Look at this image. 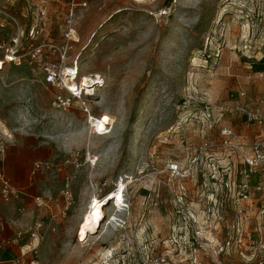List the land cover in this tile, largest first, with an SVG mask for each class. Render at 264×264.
I'll return each instance as SVG.
<instances>
[{"label": "rangeland", "instance_id": "rangeland-1", "mask_svg": "<svg viewBox=\"0 0 264 264\" xmlns=\"http://www.w3.org/2000/svg\"><path fill=\"white\" fill-rule=\"evenodd\" d=\"M1 8L18 19L24 49L33 27L36 43H63L72 11L78 42L67 63L77 64L79 82L71 85L88 89L91 115L103 129L88 124L78 103L66 112L51 108L58 90L42 85L45 59L3 66L0 175L16 193L7 201L0 193V264H177L187 241L200 247L201 264H212L216 240L236 233L231 200L215 189L243 168L220 131L230 129L248 154L264 143V0H0ZM12 34L5 25L0 41ZM245 111L263 121L248 122ZM206 141L212 148L192 177L168 173L170 163L190 168ZM36 161L54 168L30 176ZM145 163L150 168L142 172ZM249 183L263 190L242 225L240 250L233 241L229 255L219 257L228 264H257L253 249L264 243L257 211L264 167ZM120 185V210L110 201L100 232L79 241L91 197L106 200ZM36 196L46 207H36Z\"/></svg>", "mask_w": 264, "mask_h": 264}, {"label": "built area", "instance_id": "built-area-1", "mask_svg": "<svg viewBox=\"0 0 264 264\" xmlns=\"http://www.w3.org/2000/svg\"><path fill=\"white\" fill-rule=\"evenodd\" d=\"M74 23V15L71 11L65 21V29L63 31L64 42L61 44L52 41H42L36 43L39 36V30L35 29V27L31 28L26 34V39L29 43L24 49L22 48L24 32L20 27L18 19L15 15L1 8L0 29H4L5 25L9 26L13 34L8 41H0V70L6 64L19 67L24 60L35 62L40 58L45 59L46 64L43 68L42 85L47 88H55L58 90V93L52 96L50 102L51 108L60 112H66L73 106L74 103H78L80 110L86 115L87 122L90 123L91 121H96L97 119L91 115L88 101L85 98V91L84 93H81L80 91H70L68 88V85L71 84L72 81L74 83L79 82L77 64L74 63L73 65H68L67 63L70 50L72 49V43L75 42ZM205 113L208 118L211 117L209 108L206 109ZM244 116L248 122L258 121L261 123V121H263L262 115L257 112L245 111ZM220 136L223 140V145L235 154V157L243 168L236 171L235 179L237 180L233 179V181H231V177H229V179L227 178L226 180L221 181L222 183L219 184L218 190L215 189V195H219L220 197L225 195L231 200L235 213V221L232 228L236 230V233L235 239L228 237L221 243L216 240V246L211 248L212 264H228L219 257L229 255V249L231 248L233 241L236 243L235 248L240 250L239 246H241L245 238L243 236L244 231L242 229V225L245 223V219L248 216L250 206L253 205L254 197L263 190V186L260 183L251 185L249 183V178L256 170L264 167V143L253 144L250 147V154H248L244 151L246 146L238 141L237 136L230 129L223 128L220 131ZM211 148L212 145L209 142H204L192 158L190 168L183 169L177 163H170L167 168L168 173L180 179H188L192 177L196 164L208 151L211 150ZM90 165L94 166V163L91 162ZM53 168L54 164L50 162L36 161L32 164L30 176H34L39 172H49ZM149 168L150 165L145 163L143 165L142 172L149 170ZM219 171L220 170L213 172L211 175L212 180L217 181ZM65 181L68 182L69 177H65ZM180 188V190H184L182 187ZM116 191L118 190L116 189ZM0 193L5 201L16 193L15 188L11 186L2 175H0ZM62 195L66 201L70 199V193L67 189L62 191ZM182 196H184V194H181L178 198L177 203L179 205H183ZM34 202L38 208H43L47 205L46 201L39 196L34 197ZM258 202V215L264 217V200H259ZM40 228H42V223H36L35 229L38 230ZM31 236L33 239L36 238V232H32ZM184 244H186L184 249H186L187 252H184V256H182L183 259L179 261V263L177 262V264H201L199 260L200 247H194L193 243H190V241H187ZM238 253L242 256L241 251ZM169 255L171 254L165 255V257H168ZM251 257H257V264H264V243L253 249ZM160 263L169 264L170 259L162 258ZM171 264H175V262Z\"/></svg>", "mask_w": 264, "mask_h": 264}, {"label": "bare ground", "instance_id": "bare-ground-1", "mask_svg": "<svg viewBox=\"0 0 264 264\" xmlns=\"http://www.w3.org/2000/svg\"><path fill=\"white\" fill-rule=\"evenodd\" d=\"M74 39L76 42H78V40L76 38V33L74 35ZM71 84H73V81ZM71 84L68 85V88L70 89V91H77L75 85H71ZM87 91H88V89L85 90V92H86L85 94L89 93ZM101 104H103L102 100L99 102V105H101ZM103 113H104L105 121H108L111 125H113V123L116 122V119L114 117H112L111 115H109L106 109L103 111ZM92 122H94V123L92 124ZM88 124L92 128L97 129L99 131L101 129H103V123L101 121H99L97 123H96V121H91ZM96 158H97V160H99L101 157L96 156ZM91 160H93V162H94V159L91 158ZM121 187L122 186L120 185L119 188L117 189L118 191H115V192L108 194V196H110V197L106 200L102 199V200L98 201L95 196L91 197L87 207L85 208L84 212L81 214L80 221L78 224L77 233H79V235H78L80 237L79 241H83L89 235L98 234L100 232V226L102 223L100 219L102 218L104 220V217H105L104 208H105V206H107L110 203V201H114L115 204L118 203L119 204L118 211L120 210L121 206L123 205V194H122ZM109 253L110 252H107V255Z\"/></svg>", "mask_w": 264, "mask_h": 264}, {"label": "crops", "instance_id": "crops-1", "mask_svg": "<svg viewBox=\"0 0 264 264\" xmlns=\"http://www.w3.org/2000/svg\"><path fill=\"white\" fill-rule=\"evenodd\" d=\"M256 184V183H255ZM254 185V184H253Z\"/></svg>", "mask_w": 264, "mask_h": 264}]
</instances>
